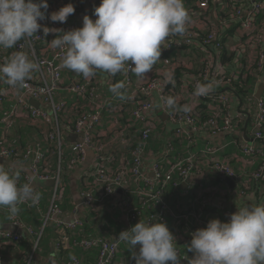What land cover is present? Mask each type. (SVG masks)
<instances>
[{"label":"built area","instance_id":"obj_1","mask_svg":"<svg viewBox=\"0 0 264 264\" xmlns=\"http://www.w3.org/2000/svg\"><path fill=\"white\" fill-rule=\"evenodd\" d=\"M185 0V8L188 10L191 22L187 25V31L183 36L174 35L164 44L162 56L174 51H187L196 49L203 55L202 70L198 76L185 75L174 84L165 83L164 73L171 70V61L158 62L152 72L146 74V78H137L131 71L120 74V81H124L125 89L122 91L131 95L130 100H120L114 95L105 93L107 87L115 84V77L104 72L97 71L93 78L85 79L82 75L75 73L72 78H66V68L62 67L63 57L66 49H52L49 43L56 38L55 34L44 36L42 30L38 31L39 37H32L30 40V58L39 64V70L32 73L31 79L26 82L22 89L10 87L0 81V112L11 103L10 109L0 118V125L11 128L16 122L27 120L36 126L45 127V142L55 147V150L63 155L65 149L63 134L77 135L82 139V143H74L71 146L73 159L71 165L77 167L84 163L90 151L94 152V160L88 173L83 180L86 187L81 193V208L97 210L105 202H110L118 192L122 193L121 212L123 229L129 230L140 220L147 222L163 221L167 223V216H172L175 212L165 201V194L170 186L179 188L190 179L200 176L204 168L198 163L197 157L190 156L181 159L166 167L165 157L172 151L174 139H184L194 143L193 134L201 131H208L214 136L226 134L231 136L233 145L240 148L241 153L252 160H264V99L257 103V110L252 118V138L253 143L247 144L243 141L241 127L244 124L243 115L233 112L235 96H238L232 89L230 93L219 89L220 87L231 88L232 84L241 77L239 59L242 55L248 54L251 64L257 65V72L264 69V0H217L222 9L228 10L227 21L229 26L236 28L232 40L231 54H235V63L239 69L228 71L223 67L222 61L228 53L230 36H226L222 31L215 28L214 19L216 17L215 0ZM49 8L46 16L57 11L60 7L69 3L75 7V13L70 15L66 23H53L50 18L42 21L44 26L49 28H60L64 31L82 27V20L88 15L93 20L94 8L99 6L101 0H88V7L84 6L83 0H47ZM191 4V5H189ZM22 43V42H21ZM20 50L19 45L13 49L0 48V63H3L12 52ZM249 65V66H250ZM161 68V69H160ZM213 84V90L207 96L197 97L194 95L197 83ZM179 85V90L176 88ZM70 95L74 101H69L65 95ZM173 97L178 106L191 105L192 111L184 113L174 110L166 104V98ZM194 100H196L195 104ZM40 103V108L36 109L31 102ZM81 102L86 104L83 107ZM205 104L212 111L209 119L202 123L197 112V105ZM158 105V106H157ZM112 106H114L112 108ZM128 106L130 109H127ZM243 106V104H242ZM86 109H89L88 111ZM82 110V114L78 112ZM168 117V121L176 127L172 138L168 140L164 152L157 157L151 169L147 167V149L156 130V120L154 112ZM106 112H110V132H102L100 128L104 123ZM129 113L128 120L133 124L129 127L126 121V114ZM126 124L123 125V122ZM135 123L142 125V133L139 142L131 149V129ZM111 125V127H110ZM119 126L120 129H117ZM185 126L189 128L186 129ZM110 133H113L111 141L108 140ZM116 145L121 149H129V153L117 151ZM120 149V150H121ZM217 151L205 152L207 155L215 154ZM49 150L44 145L37 144L28 146L24 152H19L11 144L6 145L0 140V158L5 160H15L23 158L30 163L29 170L35 180L41 182L54 181L56 184L48 215L45 218L44 227L53 224L61 235L58 242L57 251L64 250L68 246L84 252L98 249L100 257L98 264H117V257L121 248L126 242L116 239L95 238L87 239L74 238L70 240L67 234L82 229L84 222L75 219L67 222L66 215L60 207L59 195L61 194V173L51 175L41 173L48 161ZM154 158V157H153ZM213 169L221 176L236 179L234 171L225 163L217 160L212 161ZM178 181L175 182V177ZM132 180L135 189L132 190L127 184ZM258 182L261 184L259 204H264V161L259 169L249 175L245 189L250 190L251 184ZM97 191L100 193L97 194ZM245 191H241L244 195ZM134 197H137L142 208L152 211V215L143 216V211L134 205ZM211 199L208 195L200 197V209L188 210L172 216L180 226L182 222L195 220L197 229L205 228L211 220L213 213L209 212ZM20 205L28 207H39V202L32 204L26 201ZM77 208V207H76ZM215 211H221L219 205L212 207ZM77 212V211H76ZM204 214L205 218L202 219ZM229 211L225 213V220L228 222ZM12 225L19 230L26 231L30 236H37L34 246V253L28 264H33L36 251L39 250L41 235H37L31 227L25 226L15 216L11 218ZM198 223V224H197ZM181 264H189L194 258V253H184L183 244L189 240L175 231L172 232ZM192 239V238H191ZM23 241L20 233H11L0 230V246H16ZM0 264L2 259L0 257ZM68 264H82L78 258H73ZM125 264H135L129 261ZM170 264V262H169Z\"/></svg>","mask_w":264,"mask_h":264},{"label":"clouds","instance_id":"obj_2","mask_svg":"<svg viewBox=\"0 0 264 264\" xmlns=\"http://www.w3.org/2000/svg\"><path fill=\"white\" fill-rule=\"evenodd\" d=\"M47 0H0V48L14 51L0 63V81L22 89L39 70V64L30 58V40L38 31L44 36L55 34L49 46L66 49L62 67L85 79L97 71L111 76L131 71L144 79L160 61L164 44L174 35L183 36L191 22L184 0H101L94 8L95 20L85 15L82 27L64 31L49 28L42 21L66 23L75 13L69 3L47 17ZM22 42V43H21ZM165 83L174 84V73H164ZM124 81L111 85L109 91L120 100H130L122 91ZM213 84L197 83L194 95L207 96ZM2 94V91H0ZM166 104L184 113L191 105L178 106L173 97ZM158 106V105H157ZM28 182L19 184V173H11L0 166V207H7L10 216L19 214V204H36L40 196ZM188 251L194 253L189 264H264V204L238 208L228 222L212 219L205 228L192 234ZM118 241L126 242L133 251L135 264H180L178 246L172 232L163 222L140 220L129 230L119 234Z\"/></svg>","mask_w":264,"mask_h":264},{"label":"crops","instance_id":"obj_3","mask_svg":"<svg viewBox=\"0 0 264 264\" xmlns=\"http://www.w3.org/2000/svg\"><path fill=\"white\" fill-rule=\"evenodd\" d=\"M221 8L222 6L219 4L217 0H215V9L217 11L216 17L214 19L215 28L222 31L224 35L230 36V40L228 42L230 48H228V53L222 61L223 67L228 69V71H230L232 70V68L239 69L238 65L235 63V54L233 53L231 54V52L229 51V49L232 50L231 39L236 33L235 31L236 28L234 26L233 28L229 26V23L227 21L228 10L226 9L220 10ZM200 55H201L200 52H198L196 49L187 50V51H174L173 53H168L167 55H163V56L161 55L159 62L164 61L163 57L166 59V61L172 62L170 64L171 70L169 71H172L174 73V79L178 82L180 78L175 76L177 70L182 69L186 75L188 74L195 75L197 74V72H200L202 70L203 55L202 57ZM250 59L254 60L251 57L249 58L248 54L242 55L241 58L239 59L240 68H241L240 70H242L243 72L242 87L246 92V94L242 97L244 99H241L239 96H235L236 97L235 105L233 107L234 114L238 115L237 113L240 112V114L243 115L240 118L242 119L244 118L243 120H245L244 124L241 127V132L243 133L242 134L243 141L247 144L253 143L252 126H251L252 118L256 113L257 110L256 107L258 101L264 99V69L263 71L257 72V65L255 63H253V65H250L251 64ZM73 75H75V72H72L68 69L66 70L65 73L66 78H72ZM183 77H185V75H183ZM179 85L180 83L178 84V87H176L178 90H179ZM108 88L109 87L105 89V93H107ZM219 89L222 91H226L228 93L232 91L231 88L226 86L220 87ZM258 96L261 97L258 98ZM65 97H68L69 101H74V98L71 97L70 95L66 94ZM195 102L196 100H194V103ZM10 106L11 103L6 105L4 107V110ZM201 106L207 107L205 104L199 103L197 105V111L198 109L201 108ZM127 109H130V107L128 106ZM207 110L208 113L212 115V111L209 107L205 109L206 114H207ZM6 112L7 111L2 110L0 112V118H2L4 116V113ZM108 114L111 116L110 112H108ZM110 116H109V120L111 121ZM153 116L156 122L157 121L158 122L156 123V130L152 137L153 139L152 146L148 147L147 149L146 163L149 170L151 169L155 159L159 157L162 154V152H164L165 148L167 149L166 144L168 140L172 138V135L176 130V127L168 121V117L160 113L159 110L155 111ZM161 116H166L167 119L163 120ZM129 117L130 115L129 113H127L126 121L128 122L130 127L133 124V122L128 120ZM126 121L123 122V125L126 124ZM109 123L110 122L107 123L106 121H104L103 126L100 128V130L102 132H110ZM0 126L2 129L0 130V140L1 143L3 144L9 145L10 143L8 142L6 136H9L12 133V131H14V129L15 131L13 134L14 136H17L16 133L21 130V126H22V129L23 128L26 129L25 131H23L24 133L28 134L29 132L31 134L30 139L28 138L30 146H35L37 144L44 145V148L49 150L50 158H51V153L54 152V154H56L58 157V170L56 174L63 173V171L61 170V164L67 162V165L69 167L68 170L71 171L72 176L70 177V180L68 178L67 180L64 179L63 175H62L63 178L61 176L62 189H61V194L59 195V200L61 202L63 200L62 198H64V195L68 189L67 195H70L71 200L73 202L72 208H70V206L68 205L69 208L68 211H70L71 214L66 215L67 222H71L75 219L81 220V217L85 218L86 212L89 210L96 214V218H94L93 220V223L96 225V229H98L97 227L99 226V223L102 222L101 220L104 215H110V217L115 218V216L119 214L120 216L119 221L122 223L121 197L123 196V194L120 192H118L116 196L112 200H110V202L108 203L105 202L102 206H100V208H98V211L96 209L91 210V209L79 207V205H81L82 202L81 193L83 190L86 189V187L83 186L84 185L83 180L85 178V175L88 173V170L91 168L93 164L94 152L90 151L84 163H80L77 167H73L71 165V160L73 159L71 146L76 142H72L70 138L72 136L78 137L77 135L63 134L65 149L63 151V155H60L59 152L55 150V147L46 143L45 139H42L44 137L43 134H45L46 132L45 127L42 128L41 126H36L34 125L33 122H29L27 120L16 122L11 128H5L2 125ZM120 128L119 126L117 127V129ZM185 128L188 129L189 127L185 126ZM131 131H132L131 132L132 141L133 138H136V136H138V138L140 139L142 133V125L140 123H135ZM112 138H113V133H110L108 140L111 141ZM193 138L195 140L193 144L184 139L172 138L174 139V141L172 142V146H173L172 151L164 159L163 164L166 167H168L169 164H172L173 162H176L181 159L189 158L190 156H194L197 157L198 163L199 164L202 163L201 166L204 168L203 174L194 177L192 183L185 190L182 189L183 185L185 184L184 183L179 188L172 186L174 188L173 189L174 192H170V190L166 192L165 201L175 211L172 214L173 217L180 215L181 213H187V211L191 209L199 210L201 206L200 197L204 195H208L209 197H212L211 199L212 207L219 205L222 208L221 210L229 211L231 213L237 212L238 208L244 206L256 205L260 203L259 200L261 198V195L260 192H257L258 190L255 188L254 184L253 183L251 184L250 190L245 189L244 186L246 185L247 178L249 177V175L260 167L261 160L259 159L252 160L248 157H245L241 153L240 148L233 145L232 143L233 138L226 134L214 136L208 131H201L198 134H193ZM116 149L117 151L119 150L123 153L129 152V149L126 148L121 149L120 145H116ZM208 151H217V152L211 155L205 154V152ZM214 160L225 163L234 171V173L236 174V179L233 180V182L236 185L235 189H231L227 183H225L224 181L213 175V173H215V170L212 167V161ZM47 165L49 167L48 162ZM0 166H4L6 170H9L11 173L18 172L19 175L20 174L25 175V179L32 178L31 177L32 174L29 170L30 163L28 161H24L23 158L21 160L20 158L18 159L16 158L15 160H9L8 165H0ZM39 183L40 182L38 180L32 181V186L34 187L35 192L41 195V197H43L44 192L41 189L49 188V190L46 191L45 193H47L50 198L47 199L48 202L47 205H45V210L41 207L42 203L40 200L38 201L40 204L39 207L32 206V207H36V209L39 210V213H35V216L37 217L34 220L30 219L29 226L36 227L39 226V223L41 224L42 222L41 232L40 231L37 232L35 229H33V227H31L37 233V235H41L43 229L46 228L44 227V222L46 216L48 215L50 206L52 204V199L56 187L55 182L54 185L50 187L40 186ZM68 184H69V188H68ZM127 184L130 186L132 190L135 189V185L133 184L132 180H128ZM241 191H245V194L241 195ZM99 193L100 192L97 191V194ZM73 205H74V209H73ZM212 207H210L209 209V212L213 213L210 219L211 220L219 219L222 222H226L225 216H223L224 214L223 211L217 212ZM3 208L4 207H0V209ZM5 208L8 209L7 207ZM143 216L145 217L147 215L144 214ZM172 216H167L166 218L167 223L165 224L167 225V227L171 232L175 231L176 233H179L181 236H184L187 239H189L186 240L189 241L187 244L182 245V249L184 253L188 254L190 251H188L187 246L190 244L192 238L191 234L197 230L195 226V220L190 219L189 221L182 222L180 226H177L178 223L173 219ZM159 222H163V221H159ZM10 225L11 223L6 224L0 221V230L5 231L6 227ZM47 226H53V224H48ZM117 229L118 228L116 227V230ZM24 232H25L23 235L24 239H28V237H32L26 231ZM104 235H108V237L111 238V240H113L116 239L119 234L117 236L116 235L114 236L110 233V231L109 232L106 231ZM49 238H51V236ZM52 241L53 240L50 239V242H48V245L46 247L47 255H44L45 254L44 250L42 251L41 249H39L38 251L39 253L42 252L41 253L42 256H34L33 259L36 260L38 263H44V264L62 263V260L61 262L57 260L60 257L59 256L60 253H58L57 249L53 247ZM66 246L67 247L64 250H62V252L73 250V247L71 245L70 246L66 245ZM30 248L31 247H27V249ZM31 256H27V254L22 250H20L19 247L17 246H0V257L2 259L3 264H28ZM180 264H181V260H180Z\"/></svg>","mask_w":264,"mask_h":264},{"label":"trees","instance_id":"obj_4","mask_svg":"<svg viewBox=\"0 0 264 264\" xmlns=\"http://www.w3.org/2000/svg\"><path fill=\"white\" fill-rule=\"evenodd\" d=\"M186 1H188V0H186ZM190 3H192L191 0H190ZM182 72H183L182 69L177 70L175 76L179 77L181 79L184 75V72L183 73ZM200 73H201V71L197 72V74H195V75L198 76V74H200ZM115 78H116L115 83L119 82L121 79L120 74H117ZM242 83H243V77H241L240 80L234 82L231 86V89L241 99H244L242 97L246 94V92L244 91V89L242 87ZM107 90H108L107 93L109 96L113 95L109 91V88ZM215 90H220V89H215ZM83 105L85 106L86 104L81 102V106L83 107V110H85ZM180 106H182V105H180ZM113 107L114 106H112V108ZM9 109H10V107H7L5 110L3 109V111H8ZM205 109H207V107L201 106V108L198 109V111H197L199 116H200V120L202 123L206 122L209 119V117L211 116L208 113V110H207V114L205 113ZM86 110L88 111L89 109H86ZM81 111L82 110H78V112L80 114L83 113ZM109 116L110 115L108 113L105 114V116H104V121H106L107 123L110 122ZM0 130H2L1 126H0ZM14 131H15V129H14ZM14 131H12V133L9 136H6V138H7L8 142L12 145V147H15L19 152H24L26 150V148L29 146L28 138L30 139L31 134L29 132H28V134H26L23 132V130H20L19 132L16 133L17 136H14V134H13ZM42 139H44V137ZM138 142H139L138 136H136V138H133V141L131 138V144H132L131 149H133L135 144ZM150 146H152V140L149 143V147ZM127 153H129V152H127ZM263 161L264 160H261V163ZM47 162L49 164V167L46 163V165L44 166L43 169L40 170V172L51 174V175H56L57 170H58V157H57V155L54 154V152H52L51 158H50V153H48V161ZM68 169H69V167L67 165V162H64L61 164V170L63 171V173H61V176L63 175L64 179H66V180H67V178L70 180V177L72 176L71 171H69ZM257 170H255V171H257ZM63 176H62V178H63ZM28 181H29V179H25V175H21V174L19 175V180H18L19 184H23V183L28 182ZM174 181L175 182L178 181L177 176L175 177ZM253 184H254L255 188L258 190L257 192H260L261 184L258 182H253ZM68 188H69V184H68ZM173 189L174 188L172 186H170L168 190H170V192H174ZM41 190L44 192V196L41 197V195H39L40 196L39 200L42 203L41 207L45 210V205H47V202H48L47 199L50 198L48 196V194L45 192L48 191L49 188H42ZM67 191H68V189H67ZM67 191L64 195V198H62L63 200L61 202H59L60 207H61V209L65 215L71 214V212L68 211L69 210L68 205L70 206V208H72V203H73L70 195H67ZM134 204L137 205L136 207L140 208L143 211V215L144 214L147 216L152 215V213H153L152 211H148L147 209L142 208V206L139 204V200L137 197L134 198ZM18 207H19L20 211H19V214L16 215L15 217L18 218L20 221H22L25 224V226L30 227L29 226L30 219L34 220L37 217V216H35V213H39V210H37L36 207H28L26 205H20ZM73 209H74V205H73ZM201 215H202V219H204L205 215L204 214H201ZM86 216H85V218L81 217V220L84 222V226L82 227V229H78L75 232H70L67 234V237L70 240H72L74 238H78V237L79 238L85 237L87 239L106 238L109 235V234L104 235V233L106 231L107 232L110 231L111 234L115 231L116 233L114 234V236L115 235L117 236L118 234L121 233V231L123 229V225L119 221V218H120L119 214H117L115 216V218L110 217V215H104V216L102 215L103 216L102 220H101L102 222L99 223V226L97 225L98 229H96V225L93 223L94 218H96V214L88 210L86 212ZM12 217L13 216L9 215L8 209H6L5 207L3 209H0V221L2 223H6V224L12 223V220H11ZM118 225H119V227H118ZM31 227H33V226H31ZM116 227L118 228L117 230H116ZM41 228H42V222H41V224L39 223V226L33 227V229H35L37 232H39V231L41 232ZM101 233H102V235H101ZM50 236H51V238H49ZM61 238L62 237H61V235L58 234L57 229H55L53 226H46V228L43 229L41 239L39 241V249H41L42 251L44 250V252H45L44 255H47L46 247L48 245V242H50V239L53 240L52 241L53 247L56 248V246H57L58 242L61 240ZM107 239H111V238L108 237ZM36 240H38V238L36 236L35 237L34 236L28 237V239H24V237H23V241L21 242V244H18L16 246L19 247L20 250L25 252L27 254V256H31L34 252V246H35L34 242L36 243ZM27 247H31V248L27 249ZM133 251H138V247L136 249H129V245L126 243V245H124L121 248V251L117 257V264H125L126 262L133 261L131 258ZM41 253H39V251H36L35 256H42ZM58 253H60L59 254L60 257L57 260L60 262L62 260V263H60V264H68L73 258H78L82 262V264H98V260L100 257V251L98 249L90 250L88 252H84V251L79 250V249H73L71 251H65V252L59 251ZM33 264H44V263H38L36 260H34Z\"/></svg>","mask_w":264,"mask_h":264},{"label":"water","instance_id":"obj_5","mask_svg":"<svg viewBox=\"0 0 264 264\" xmlns=\"http://www.w3.org/2000/svg\"><path fill=\"white\" fill-rule=\"evenodd\" d=\"M260 97H261V96H258V98H260ZM31 104H32L36 109H39V108H40V103L37 102V101H32ZM161 117H162L163 120L167 119L166 116H161ZM70 140H71L72 142H77V143H80V144L82 143V139H81V138H78V137H76V136H72V137L70 138ZM8 164H9V160H5V159H1V158H0V165H8ZM213 175L216 176L217 178L221 179V180L224 181L225 183H227L231 189H235V188H236L235 183H234L233 180L230 179L229 177L221 176V175H220L218 172H216V171H215V173H213ZM31 177H34V176L31 175ZM34 180H35V179H34ZM193 180H194V178H192V179H190L189 181H187V182L183 185L182 189L185 190V189H186V188L192 183ZM39 182H40L39 185H40V186H43V187H50V186H53V185H54V182H53V181H52V182H41V181H39ZM5 231H8V232H11V233H14V234H16V233H20V234H22V235H24V233H25L24 231L19 230L16 226H14V225H12V224H11L10 226L6 227Z\"/></svg>","mask_w":264,"mask_h":264},{"label":"rangeland","instance_id":"obj_6","mask_svg":"<svg viewBox=\"0 0 264 264\" xmlns=\"http://www.w3.org/2000/svg\"><path fill=\"white\" fill-rule=\"evenodd\" d=\"M84 1V6L85 7H88V0H83ZM201 57H202V55H200ZM21 130H23V131H25L26 129H22V126H21ZM27 132H28V130H27ZM223 210H221V212H222ZM227 211H223V216L225 215V213H226ZM116 232L114 231L113 233H112V235H114Z\"/></svg>","mask_w":264,"mask_h":264}]
</instances>
